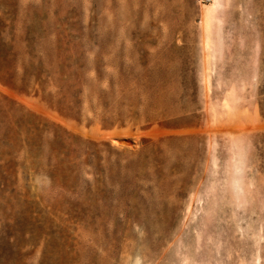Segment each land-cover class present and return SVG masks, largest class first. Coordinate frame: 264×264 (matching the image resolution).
Listing matches in <instances>:
<instances>
[{
  "label": "rangeland",
  "instance_id": "rangeland-1",
  "mask_svg": "<svg viewBox=\"0 0 264 264\" xmlns=\"http://www.w3.org/2000/svg\"><path fill=\"white\" fill-rule=\"evenodd\" d=\"M207 3L0 0V264H264V0Z\"/></svg>",
  "mask_w": 264,
  "mask_h": 264
},
{
  "label": "bare ground",
  "instance_id": "bare-ground-1",
  "mask_svg": "<svg viewBox=\"0 0 264 264\" xmlns=\"http://www.w3.org/2000/svg\"><path fill=\"white\" fill-rule=\"evenodd\" d=\"M222 9H223V0H211L207 4H202L201 11H200V29H201V43L204 50V58L206 55L209 56H215L218 55V58L222 56V48H223V40H225V36H222L221 27L222 26ZM225 10V9H223ZM223 14V13H222ZM224 19V14H223ZM224 23V22H223ZM214 30H215V36H214ZM223 53V52H222ZM213 59V58H212ZM216 60V59H215ZM205 73V72H204ZM252 77H255V73L252 74ZM250 141V140H249ZM246 137L245 138H238V137H231L230 143L234 151H231L232 154V166L231 162V174H229V177H233L232 183L230 185L233 186L232 195L234 192L235 197L233 198L234 203H240V207H242V195L243 191L247 193L245 190H242L244 187L242 186V179H243V173L245 172V156L247 151V144L248 142ZM229 142V141H228ZM229 143V144H230ZM230 146V147H231ZM233 152V153H232ZM231 161V159H230ZM245 165V166H244ZM229 169V170H230ZM244 170V172H243ZM243 187V188H242ZM231 188V187H230ZM230 191V190H229ZM231 195V194H230ZM233 195V197H234ZM243 201H245L243 199ZM212 202V201H211ZM236 203V204H237ZM246 205V204H245ZM235 207V206H234ZM239 207V208H240ZM212 210V209H211ZM213 218V217H212Z\"/></svg>",
  "mask_w": 264,
  "mask_h": 264
},
{
  "label": "built area",
  "instance_id": "built-area-1",
  "mask_svg": "<svg viewBox=\"0 0 264 264\" xmlns=\"http://www.w3.org/2000/svg\"><path fill=\"white\" fill-rule=\"evenodd\" d=\"M204 1H206V2H210L211 0H204Z\"/></svg>",
  "mask_w": 264,
  "mask_h": 264
}]
</instances>
